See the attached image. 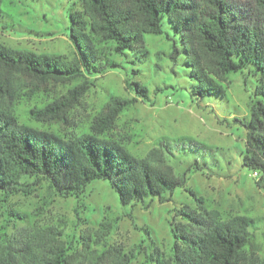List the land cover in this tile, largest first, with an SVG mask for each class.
<instances>
[{
    "label": "rangeland",
    "instance_id": "1",
    "mask_svg": "<svg viewBox=\"0 0 264 264\" xmlns=\"http://www.w3.org/2000/svg\"><path fill=\"white\" fill-rule=\"evenodd\" d=\"M74 10H81L79 0H0V43L73 62L76 52L70 41L69 14ZM174 47L182 51L178 35L165 19L161 34L144 35L139 52L108 56L117 68L42 86L23 76L10 78L14 98L3 104L11 103L17 123L64 139L89 133L110 99L132 100L101 138L121 143L136 158L145 157L160 142L184 185L160 199L123 206L107 181H94L76 198L58 196L46 181L33 185V178H24L21 185L29 188L9 197L0 193V257L10 252L18 258L35 231L55 228L62 233L69 264H93L98 256L95 250L99 254L109 249L133 251L132 264L143 263L155 248L167 259L174 243L172 229H192L178 216L187 207L208 221L253 219L246 251L264 262V190L256 185L258 176L242 166L247 131L240 124L249 120L258 75L247 66L224 78V95L195 98L185 56L180 52L173 60ZM84 82L88 91L65 112L64 121L31 114ZM133 83L146 88L145 98L134 91ZM14 212L23 219L14 217ZM102 223L112 229L98 245ZM112 261L106 256L97 264Z\"/></svg>",
    "mask_w": 264,
    "mask_h": 264
},
{
    "label": "trees",
    "instance_id": "2",
    "mask_svg": "<svg viewBox=\"0 0 264 264\" xmlns=\"http://www.w3.org/2000/svg\"><path fill=\"white\" fill-rule=\"evenodd\" d=\"M81 10L71 11L70 41L76 52L73 62L57 55H37L13 50L0 43V193L15 195L28 185L24 178H33V185L48 182L61 197L78 198L94 181H107L123 206L162 198L184 185L169 164L160 142L143 158H136L114 140L101 138L114 128L115 121L133 103L112 98L91 125L90 132L64 139L59 135L19 125L12 112L14 98L10 78L23 76L39 86L47 83H68L77 78L98 75L117 64L111 53L127 55L139 52L144 35L162 33L166 19L178 35L182 51L174 47L172 59L182 52L189 68L195 98L220 94L224 78L251 66L258 75L255 102L249 120L240 122L246 129L242 166L258 180L264 190V0H79ZM134 91L146 97V88L132 84ZM84 82L31 114L50 120H65V112L79 103L88 91ZM189 194L195 197L193 191ZM14 217L22 220L18 213ZM192 229L175 227L172 252L165 259L155 248L141 264H264L247 254L249 229L254 220L236 216L227 221H208L187 207L178 212ZM109 223L98 229L100 241L111 231ZM147 233V232H146ZM148 235V234H147ZM55 228L37 230L19 251L18 258L7 252L0 264H69L68 253ZM6 248H9L6 247ZM96 255L93 264L106 256L111 264H132L133 251L123 253L109 249Z\"/></svg>",
    "mask_w": 264,
    "mask_h": 264
},
{
    "label": "built area",
    "instance_id": "3",
    "mask_svg": "<svg viewBox=\"0 0 264 264\" xmlns=\"http://www.w3.org/2000/svg\"><path fill=\"white\" fill-rule=\"evenodd\" d=\"M254 175H256V173H254Z\"/></svg>",
    "mask_w": 264,
    "mask_h": 264
}]
</instances>
